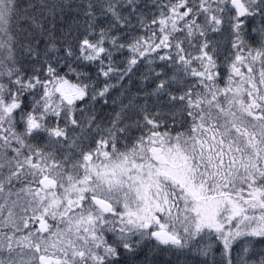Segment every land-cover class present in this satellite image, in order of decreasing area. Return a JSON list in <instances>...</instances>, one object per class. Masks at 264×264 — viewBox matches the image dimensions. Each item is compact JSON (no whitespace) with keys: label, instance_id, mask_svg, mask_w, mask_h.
<instances>
[{"label":"snow or ice","instance_id":"1","mask_svg":"<svg viewBox=\"0 0 264 264\" xmlns=\"http://www.w3.org/2000/svg\"><path fill=\"white\" fill-rule=\"evenodd\" d=\"M0 264H264V0H0Z\"/></svg>","mask_w":264,"mask_h":264}]
</instances>
